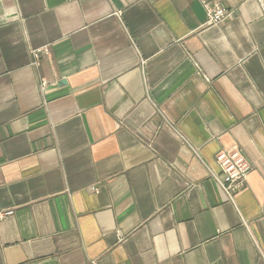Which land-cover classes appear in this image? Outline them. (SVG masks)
I'll use <instances>...</instances> for the list:
<instances>
[{"label":"crops","instance_id":"1","mask_svg":"<svg viewBox=\"0 0 264 264\" xmlns=\"http://www.w3.org/2000/svg\"><path fill=\"white\" fill-rule=\"evenodd\" d=\"M217 1L0 0V264H264V0Z\"/></svg>","mask_w":264,"mask_h":264},{"label":"built area","instance_id":"2","mask_svg":"<svg viewBox=\"0 0 264 264\" xmlns=\"http://www.w3.org/2000/svg\"><path fill=\"white\" fill-rule=\"evenodd\" d=\"M199 1L207 11L208 23H221L229 16V10L217 0ZM215 160L225 175L223 180L218 179L220 186L227 197L234 201L235 194L244 187L252 165L241 150L234 147L219 150Z\"/></svg>","mask_w":264,"mask_h":264}]
</instances>
